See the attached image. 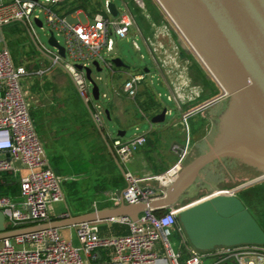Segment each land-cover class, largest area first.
Listing matches in <instances>:
<instances>
[{
	"label": "built area",
	"instance_id": "obj_1",
	"mask_svg": "<svg viewBox=\"0 0 264 264\" xmlns=\"http://www.w3.org/2000/svg\"><path fill=\"white\" fill-rule=\"evenodd\" d=\"M62 1L0 0V27L11 21H23L33 31L35 19L41 21L42 27L44 25L41 14L48 30L53 31L56 38L62 37L63 43L58 41L65 49V56L61 57L55 49L56 53L52 55V50L45 48L33 34L34 38L53 57V64L62 60L79 96L91 105L93 119L101 127L103 113L100 105L95 102L107 96L100 92L99 99H93L92 86L86 77L85 68L92 70L94 61H97L101 69L105 68L111 73L114 71L111 56L106 57L105 54L113 50L115 38L128 36L134 25V16L127 5L116 7L118 15L113 16L108 9L112 1L106 0L103 11L95 12L85 22L78 20L69 23L52 10L53 6ZM155 1L165 18L174 24L178 37L203 63L172 16L159 0ZM133 44L138 49L135 41ZM76 65L82 68L78 69ZM49 70L50 67L28 71L16 65L9 50L0 46V173H10L17 179L21 195L20 200L0 195V211L5 221L12 226L11 229L50 221L51 206L65 201L63 183L67 178L57 176L50 167L30 114L27 92L22 85L26 76H42ZM98 79L101 80L100 77ZM144 80L145 75L141 73L129 76L122 85V92L134 98L139 84ZM227 97L228 93L222 89V94L210 102L183 111L181 121L186 139L183 145H173V151L177 154L176 161L161 174L138 176L125 170L126 186L121 192V198L112 193L110 200L113 205H118L121 200L131 204L148 203L164 196L166 188L182 170L189 154L188 118L195 111ZM146 141L142 133L128 139L115 135L111 138V147L119 163L125 165ZM262 180L264 174H259L251 182ZM178 211L174 207H148L138 215L137 221L129 217L106 220L126 226L128 232L123 234L102 235L96 222L78 224L74 226L77 244L62 237L59 229L54 228L4 238L0 240V264H205L206 260H213V264H224L227 261L235 264H264V244L219 246L208 251L196 249L189 243L178 222ZM173 232L180 238L178 249L170 241ZM101 250L108 252L105 262L97 259L96 253Z\"/></svg>",
	"mask_w": 264,
	"mask_h": 264
},
{
	"label": "water",
	"instance_id": "obj_2",
	"mask_svg": "<svg viewBox=\"0 0 264 264\" xmlns=\"http://www.w3.org/2000/svg\"><path fill=\"white\" fill-rule=\"evenodd\" d=\"M159 1L215 81L228 93L229 101L216 118L211 136L202 144L188 148L187 151L194 158L183 166L160 198L134 204L121 200L118 205L76 215L68 211L66 215L50 221L14 229H7L5 216L0 211V240L49 228L61 229L117 217H129L137 221L138 215L148 207L168 209L177 206L184 192L197 178L223 166L243 165L264 174V0ZM108 9L113 16L118 15L113 2L108 5ZM34 21L36 26L42 27L40 20ZM20 22L27 26L25 22ZM27 30L35 49L54 61L38 45L28 26ZM48 32L47 43L64 57L63 45L53 31ZM178 44L185 53L190 52L182 39H178ZM112 62L115 66L124 65L119 57L112 58ZM56 64L68 72L61 62L57 61ZM93 65L98 72L102 70L97 61ZM76 66L82 68L81 65ZM85 72L92 86L93 99L98 100L99 86L93 80L89 67L85 68ZM84 104L93 119L90 105ZM165 113L164 108L151 118V122L164 121ZM105 115L109 119L107 110ZM96 127L123 175L124 170L102 129L97 124ZM118 135H123V132H118ZM122 191L116 190L119 198ZM177 219L189 243L201 251L219 246L264 244V230L234 191L214 190L210 196L179 210Z\"/></svg>",
	"mask_w": 264,
	"mask_h": 264
},
{
	"label": "rangeland",
	"instance_id": "obj_3",
	"mask_svg": "<svg viewBox=\"0 0 264 264\" xmlns=\"http://www.w3.org/2000/svg\"><path fill=\"white\" fill-rule=\"evenodd\" d=\"M104 1L105 0H63L60 6L65 12L79 7L84 10L97 11L101 9V4H103ZM111 1L117 8H122L123 2L127 4L134 16V25L130 28L127 37L114 39L115 44L113 50L105 54V56L110 57L117 55L121 57L128 66L127 70L131 75L142 71L145 67L149 68L150 71L142 82V86L136 97L133 99L118 97L119 100H112L108 109L113 119H107L104 114L105 106L107 105L106 99L95 102V104L100 105V109L103 113L102 119L105 129L115 136L119 126L123 125L126 127L133 125L126 129L125 136L128 137L134 132L136 124L140 126L139 129L141 130L147 129L149 125L147 120L150 119L152 112L143 114L146 107L155 111H159L161 108L165 107L170 109L171 112L170 114H166L162 124L167 125L169 130H174L176 133L178 132V143L183 145L186 132L183 128L181 115H177L175 101L168 99L167 96L170 92L163 84V81L160 80L159 72L151 53L141 34L136 31L135 26L139 24L147 28L148 32H150L149 35H155V33L157 34L160 32L162 35V33L167 31L170 32V27L177 31L176 28L171 21H162V14L160 15V13L156 11L157 5L154 4V0ZM40 18L44 21L43 27H38L33 24L34 30L30 31L35 35L37 41L45 48L54 51L47 43L49 36L48 26L41 14ZM67 20L76 23L78 20L85 22L86 19L83 14H80L78 17L67 15ZM140 20L143 21V24ZM0 34V46L6 45L9 48L13 62L16 65L22 66L29 71L38 66L46 68V65L50 66L52 64V59L45 57L35 49L31 42L27 26L20 21H11L8 24L2 25L0 27ZM57 39L63 43L62 37L57 36ZM133 41L137 43L139 47L138 50L134 47ZM193 55L196 56L195 54ZM156 60L158 61L157 58ZM195 61L201 67L206 78L209 80H211V78L214 79L198 57ZM160 66L164 73L168 75V70H164L165 67L161 64ZM58 67L61 66L53 64V69L47 72L48 74L37 77L29 75L22 80V85L28 95L30 111L35 122L36 130L43 142L47 156L49 157L48 151L51 150L53 154L59 156L61 159L60 167L62 172L68 175L69 179L66 185H63V188L66 201L69 204L68 206L71 207V210L75 213L84 212L93 204L97 207L110 206L112 204L110 197L115 190L123 186V180L106 154L101 139L91 123L83 104L77 97L70 79ZM171 72L172 71H170V73ZM110 73L111 72L105 68L100 72H95L93 70L91 73L93 80L108 96H110L111 93L107 86V84L110 83ZM190 76H192L191 72ZM98 77H100L101 80H99ZM218 86L215 85L216 88H218ZM220 89L218 88V91ZM214 96L215 93L212 94V91L207 90L201 97L186 103V109L184 111L202 106L214 99ZM221 100L225 102V106L229 101L227 98ZM218 103L220 102H214L205 106L195 111V113L188 118L190 131L189 146L202 144L209 139L215 125V120L220 114L213 115L215 106L216 104L218 105ZM140 110L142 113H140ZM178 121L180 126H174L173 124ZM181 131L182 133H180ZM166 140V137H162L159 141V143H161L160 146H157L154 151L157 163H162L170 157V144L168 146L164 144ZM193 158L192 154L189 153L185 164ZM176 159L177 157L175 156V160L173 158L174 162ZM131 162L126 163V166L129 170L134 171L133 167L130 165ZM259 173L260 172L243 165H227L202 174L201 177L197 178L193 185L184 192L174 209L181 210L190 204L210 196L214 190L223 192L235 190L238 196L239 193L245 191L244 189L246 187L254 184L251 180L258 176ZM261 182H263L261 185H264V181ZM53 205L54 208L56 207L55 210L61 208L62 210L68 209L63 201ZM255 205L256 204L252 203L251 212L264 230V203L257 206ZM5 222L6 225L9 224L8 221ZM170 241L174 244L173 246L175 249L180 247V238L175 232L170 236ZM73 243H78L76 238H73ZM205 264H213V260H206ZM224 264L235 263L227 261Z\"/></svg>",
	"mask_w": 264,
	"mask_h": 264
},
{
	"label": "crops",
	"instance_id": "obj_4",
	"mask_svg": "<svg viewBox=\"0 0 264 264\" xmlns=\"http://www.w3.org/2000/svg\"><path fill=\"white\" fill-rule=\"evenodd\" d=\"M105 1H104V3H105ZM104 3L103 4L100 3L101 9L97 10V11H103L104 10ZM154 4H156L158 6L156 1ZM125 5H127V4L125 2H123V7ZM157 6H156V11H158V13H160V15L162 14L161 15L162 21L168 22V20L165 18V15L163 14L160 7L159 6L157 7ZM55 8L58 11L55 13L57 15H59L60 17L66 19L67 22H69L67 20V15H71L72 17H74V16L78 17V15L83 14L85 19L87 20V19H90L95 12H97V11L84 10L81 7L65 12L61 9L60 4L56 5ZM76 14H78V15H76ZM140 22L143 24L142 20H140ZM69 23H74V22H69ZM135 29L137 32H139L141 34L149 52L151 53V56H152L154 63L157 67V70L159 72L160 80L163 81V84L168 88V90L170 92V94L167 96L168 99H169V97H171L170 99L175 101V109H176L178 116L181 115L182 112L186 109L185 108L186 103H189V101H192V100L197 99L198 97H201L202 95L205 94V91L208 90V91H212V94L215 93L214 98H216L222 94V89H220V87L218 86V83L212 78H211V80H209L208 78L205 77L201 67L195 61L197 57L193 55L194 53H191V52L185 53L181 49V47L178 44V39H180V38L178 37V34L175 31V29H172V27H170V32L167 31L165 33H162V35H161L160 31H158L160 33H157V34L155 33V35L154 34L149 35L150 32H148V29L142 27L139 24H136ZM167 35H170L172 37L174 45H172V43L169 42V40L166 38ZM174 46H176V47H174ZM2 47H6L9 50V48L6 45L2 46ZM137 47H138V45H137ZM138 49H139V47H138ZM54 51L52 50V52H51L52 55H55L56 51L55 52ZM154 55H156V56H154ZM115 57H119V56H117V55L111 56V58H115ZM155 57L158 59L159 63L165 67V68L163 67L164 70L165 69L168 70L167 71L168 75H166L164 73L162 67L160 66V64L158 63V61L156 60ZM119 58L123 61V59L121 57H119ZM59 62L62 63V60ZM123 63H124L123 66H115L114 65V71L112 73H110V83L107 84V86L111 92L110 96H108L106 92H103L99 87L100 92L106 94V96H107V98H106L107 105L105 106L106 107L105 110L108 111L110 120L113 119V117L111 115L110 110L108 109V106L111 104L112 100H114V101L116 99L119 100L118 97L133 99L131 97H128L126 94H124L122 92V85H123L124 81L126 79H128L129 76H131V74L127 70L128 66L125 64L124 61H123ZM46 66L50 67V70L53 69V61H52V64L50 66H48V65H46ZM57 66H58V64H57ZM41 67L42 66H38V67H35L33 69H30L29 71L39 69ZM58 68L61 69L67 75V77L70 79L77 97L79 98V100L83 104V107H84L87 115L89 116L91 123L95 127V129H96V131H97V133L101 139V142H102V144L106 150V154L110 158V161H112L113 167L120 173V176L123 180V186L120 189H123L126 186L124 174L122 175V173L120 172V170L116 166L105 142L103 141V139H102L97 127H96L95 122L93 121V119L91 118V116L89 115V113L86 109L84 101L79 96L71 76L63 67H58ZM93 70L95 72H98L96 70L95 66L91 70V73ZM149 71H150L149 68L145 67L142 71H139L138 73L144 74L145 77H147V74L149 73ZM170 71H172V72L170 73ZM190 72L192 73V76H190ZM46 74H48V73H45L44 75H46ZM135 74H137V73H135ZM35 77H37V76H35ZM142 82L138 86L137 94L140 91V88L142 86ZM215 85L218 86V88L220 89L219 91H218V88L215 87ZM137 94H136V96H137ZM217 102H220V103H218V105L216 104L213 115L219 114L221 112V110L223 109V107H225L224 101L222 102V100L221 101L219 100ZM90 107H91V105H90ZM164 108H161L159 111L149 109V107L145 108V111L143 114L152 112L150 119L147 120L149 122V125H148L146 130L139 129L140 126L136 124L134 127V132L130 136L127 137V136H125L126 129L133 126V125L126 126V127L121 125L118 127V129L116 131V135H118V132H123V135H119V136L123 137L124 139L132 138L136 134H139V133L144 134L146 136V139H147L146 143L141 148H139L137 150V152L134 154L133 158L131 159L132 162L130 161L132 163V164L130 163V165L133 167L134 171L129 170L127 168L126 164L125 165L120 164L124 171L129 170L138 176L150 175V174H161V173L165 172L174 163L175 156L177 157V154L173 151V145L179 144L178 143V137H179L178 132L176 133L174 130H169L167 125L162 124L163 121L160 123H152L151 122V118L153 116L157 115L158 113H160L162 111V109H164ZM165 109H166V113H165V117H166V114L167 113L170 114L171 111H170V109H167V108H165ZM105 110H104V114H105ZM140 113H142V111ZM30 114H31V111H30ZM31 117H32V114H31ZM32 119H33V117H32ZM33 122H34V119H33ZM173 125L174 126H180L179 121L175 122ZM100 128L102 129V131L105 135V138L111 147V138L113 137V135L105 129L104 122ZM180 133H182V131ZM37 134H38V132H37ZM38 136H39V134H38ZM162 137L167 138V140H166V142H164V144H166L167 146L170 144V147H169L170 157L167 160L163 161L162 163H157L156 162V155H155L154 151L156 150L157 146H160L161 143H159V141L161 140ZM39 138H40V136H39ZM40 140H41V138H40ZM189 141H190V131H189ZM41 142H42V140H41ZM42 144H43V142H42ZM43 148H44V145H43ZM111 149H112V147H111ZM44 151H45V148H44ZM48 152H49V157L47 156L46 151H45V154H46L47 159L49 161L50 167L52 168V170L54 171V173L57 176L67 178V180L63 183V185H66V183L68 182L69 179H68V175H65L62 172V169L60 167V162H61L60 157L53 154L51 152V150H49ZM173 158H174V160H173ZM16 182L18 183L17 179H16ZM114 193H116V190L114 191ZM0 195H6V196H10L16 200H20L21 195H20L19 183H18V187L16 189L10 190L7 194H0ZM63 202H65V205H66V207H68V209L62 210V208H61V209L55 210L56 207L54 208V205H52L51 206V212H50V218L51 217L57 218L60 216H64L67 214L68 211L71 214L76 215V213L81 214V213H86V212L97 210V209H102V208L114 206L113 202L110 206H103V207H97L96 205L93 204L92 206H90L87 209V211L75 213L71 210V207L68 206L69 204L67 203L66 198H65V201H63ZM96 224L98 226L99 233L102 235L123 234V233L128 232L127 227L124 225L112 224V223H109L107 221L96 222ZM59 232H60L62 237L70 240L72 243H73V238H76L74 226L61 228V229H59ZM96 255H97L98 260L105 262L107 260L108 252L106 250L105 251L101 250V251H98L96 253Z\"/></svg>",
	"mask_w": 264,
	"mask_h": 264
},
{
	"label": "trees",
	"instance_id": "obj_5",
	"mask_svg": "<svg viewBox=\"0 0 264 264\" xmlns=\"http://www.w3.org/2000/svg\"><path fill=\"white\" fill-rule=\"evenodd\" d=\"M52 10L54 12H58L55 6L52 7ZM259 182L260 183H254L253 185L246 187L244 189L245 191L238 194V197L241 199V201L243 202L245 207L250 211L251 214H252L251 212L252 203L256 204L255 206L264 203V185H261L263 184V182L261 181ZM17 187H18V183L10 173H6V172L0 173V194H7L10 190L16 189ZM52 219L55 218L51 217V220ZM6 227L7 229L12 228L10 224L6 225Z\"/></svg>",
	"mask_w": 264,
	"mask_h": 264
},
{
	"label": "bare ground",
	"instance_id": "obj_6",
	"mask_svg": "<svg viewBox=\"0 0 264 264\" xmlns=\"http://www.w3.org/2000/svg\"><path fill=\"white\" fill-rule=\"evenodd\" d=\"M166 38L169 40V42L172 43V45H174L173 39H172V37L170 35H167ZM174 47H176V46H174Z\"/></svg>",
	"mask_w": 264,
	"mask_h": 264
}]
</instances>
